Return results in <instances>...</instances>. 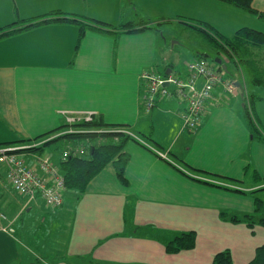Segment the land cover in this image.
Wrapping results in <instances>:
<instances>
[{
    "label": "crops",
    "instance_id": "crops-1",
    "mask_svg": "<svg viewBox=\"0 0 264 264\" xmlns=\"http://www.w3.org/2000/svg\"><path fill=\"white\" fill-rule=\"evenodd\" d=\"M252 7L264 13V0H252ZM52 16L0 39V151L43 144L73 130L63 111L96 112L108 126L77 131L127 128L147 140L125 144L126 184L110 163L78 200L66 194L69 200L57 209L41 196L28 200L19 194L0 162V214L8 227L0 230V264H211L227 249L233 264L251 262L264 244V227L244 221L255 212V197L219 183L264 187L256 183L264 181V140L253 135L245 115V102L257 96L254 111L264 129V96L249 77V62L230 73V79L242 76V89L213 91L197 131L184 127V107L174 97L145 107L143 75L175 67L186 74L178 63L166 62L161 22L177 32L208 26L213 35L233 37L242 28L258 30L264 19L222 0H0V28ZM142 22L149 25L144 30L125 29ZM81 23L87 24L82 35ZM102 23L107 32L90 28ZM202 40L205 45L188 58L206 59L221 49ZM252 56L264 58V51L256 48ZM55 150L19 156L50 181L40 161L50 157L59 171L63 155ZM237 201L241 215L237 209L228 215L230 202ZM185 232L195 234L194 247L169 250Z\"/></svg>",
    "mask_w": 264,
    "mask_h": 264
},
{
    "label": "trees",
    "instance_id": "trees-1",
    "mask_svg": "<svg viewBox=\"0 0 264 264\" xmlns=\"http://www.w3.org/2000/svg\"><path fill=\"white\" fill-rule=\"evenodd\" d=\"M228 3H232L237 7H240L249 12L257 13L260 17L264 19V13L258 12L252 7V0H222ZM55 16V13L51 14ZM46 17V16H45ZM42 17L41 19H27L21 20L13 23L12 25L0 28V39L5 37L17 34L21 31L36 27L42 23H48L51 18ZM50 17V16H49ZM58 19L59 17H55ZM62 19V18H61ZM65 19V18H63ZM59 20V19H58ZM66 20L77 21L72 18H67ZM91 20V19H90ZM168 22H161L160 25L166 24ZM81 35L85 32L87 24L81 23ZM137 25V24H136ZM141 25V26H138ZM137 26L130 25L127 31H141L147 28L149 25L144 22L139 23ZM91 29L106 31L108 30V25L102 23L90 25ZM190 28L196 30L197 32L201 30L203 38L207 40L212 47L221 48L231 62L233 60V65L236 68H239L244 60L248 61L247 68L249 69V77L252 79L253 84L264 88V58H256L252 56V53L256 48L264 51V32L252 29V28H242L240 29L233 37H223L218 34H211L210 30L212 27H195L190 26ZM98 30V31H99ZM212 31V30H211ZM228 48L234 49V52H231ZM262 53V52H260ZM243 57V58H242ZM246 64V63H245ZM250 64L253 67H250ZM255 67V68H254ZM219 70L224 72V69L219 65ZM253 71V72H252ZM230 79V78H229ZM233 79V78H231ZM257 96L252 95L248 102H245V115L247 121L253 130V135L256 138L264 140V129L261 127L260 119L255 113L254 102ZM108 125V124H107ZM106 124L101 122V120L96 117L94 121L90 123L74 124L68 125L66 127H71L73 130L70 133L58 135L52 139H48L43 144L35 145L32 147L24 148L21 150H15L14 153L18 155L22 152H39L44 149L45 146L55 143L59 140H64L63 152L65 150L71 149V152L65 158L62 156L59 165V171L64 178L65 182V191L63 194V205L65 202V195L71 196L72 200H78L81 195L85 193L90 182L99 175L107 165L114 163L119 178L122 183H127L124 178V166L127 163L129 156L124 151L125 144L129 140H134L140 143L143 140H139L135 137L128 135L123 128L120 131H108V132H82L77 131V127H104ZM79 130V129H78ZM52 134L51 132L46 134L48 136ZM42 137H45L42 136ZM148 146V145H147ZM83 148V153L81 152ZM77 150H80L77 152ZM62 152V153H63ZM77 152V153H76ZM63 155V154H62ZM20 157V156H19ZM48 157V156H47ZM21 158V157H20ZM46 158V157H44ZM50 158V157H49ZM43 159V158H42ZM41 159V160H42ZM240 191V190H239ZM258 190H253L251 193L255 195ZM67 199L70 197L67 196ZM69 197V198H68ZM62 205V206H63ZM263 208V201L255 197V212L253 214H248L245 216L244 221H247L248 224L253 227L256 223L264 227V216H261ZM259 215V216H258ZM234 222H239L240 220L235 217ZM196 236L193 232L182 233L177 239L172 243L173 245L168 248L171 251L176 252L181 249H191L195 245ZM211 264H233L232 254L229 249L219 252L215 255L213 262ZM248 264H264V244L256 250V255L254 259Z\"/></svg>",
    "mask_w": 264,
    "mask_h": 264
},
{
    "label": "built area",
    "instance_id": "built-area-1",
    "mask_svg": "<svg viewBox=\"0 0 264 264\" xmlns=\"http://www.w3.org/2000/svg\"><path fill=\"white\" fill-rule=\"evenodd\" d=\"M224 72L211 66L205 58L194 57L188 62V74L181 79L171 73L161 75L155 72H146L144 79V105L150 110L155 106L158 98H176L179 103L184 104V127L190 131H197L202 117L206 111L207 103L213 97V91L222 87L224 92L235 94L239 88L234 79L224 76ZM202 84L199 87L198 82ZM171 86H174L172 90ZM65 121L68 125L90 123L94 121L96 112L85 111H63ZM128 135L135 137L133 132L124 130ZM68 131L67 133H70ZM54 138V137H52ZM51 138V139H52ZM140 140V139H139ZM65 150L63 157H67L71 149ZM14 149L6 148L0 151V162L7 166V177L12 187L22 196L33 200L41 196L46 204L57 209L63 205V194L65 191L64 178L51 162L49 157L43 158L41 166L51 176L50 181L40 175L35 169L26 165L25 161L14 153ZM80 150H77V152ZM76 152V153H77ZM83 153V148L81 150ZM6 220L4 214H0V230H7L2 222Z\"/></svg>",
    "mask_w": 264,
    "mask_h": 264
},
{
    "label": "rangeland",
    "instance_id": "rangeland-1",
    "mask_svg": "<svg viewBox=\"0 0 264 264\" xmlns=\"http://www.w3.org/2000/svg\"><path fill=\"white\" fill-rule=\"evenodd\" d=\"M162 27H164L163 31L165 32V36H166V38L168 40L166 42V44H165V49H164L165 50V54L168 55V57H169V59L166 62L174 61V62L178 63V65L182 66V70L188 74V62H189V60L192 59L191 58L192 56L189 57V58H188V56L190 54L193 55L194 52H199V49L202 48V44L205 45V42H203V40H202L203 36L201 34L199 35L198 32L196 30H194V29H187V28L182 29V28H180L179 32H177L178 30L176 28L167 27V26H165V24ZM255 27H258L257 28L258 30L263 29L264 28V20H262ZM211 53L207 54L208 55V57L206 58L207 61L211 64L212 67L218 69L219 64H217L214 60L216 58H220L221 60H223L225 62L224 64H228V66H229V72L224 70V73H225L224 76L226 75L227 78H230V73L231 72L233 74L235 73V68H234L233 63L230 62L231 61L230 58H228L226 53L223 50H221V49H219V52L216 51V52H211ZM216 53H218V54H216ZM178 68L179 67H175L173 69V71H172V74L174 76H176V77L180 76L181 79L184 80V78H182V77H184L186 74L185 75L180 74V71H179ZM165 70L161 69V72L159 74L165 75ZM235 76L236 77H233L235 81L242 82L241 79H240V78H242L241 75L236 74ZM200 86L201 85H199V87ZM173 88L175 89L174 86L170 87L171 90ZM258 92L261 93L264 96V88L263 87L261 89H257V93ZM244 93H245V91H244ZM181 105L183 107H185L184 104H181ZM104 127H108V126H104ZM79 128H81V127H77L76 130H78ZM84 129H96V128L95 127H88V128L84 127ZM136 131L138 132V130H136ZM83 132H85V131H83ZM138 133H139L138 135L141 137V138L139 137V139H141V140L145 139V137L143 136L144 134L142 135L141 132H138ZM145 140H147V139H145ZM63 145H64V140H59V141H57L55 143H52V144H49V145L45 146L44 149H46V151H48V149L50 147L52 149H53V147H57V150H55V151H60L61 150V155H62ZM219 183H225L227 185H235L236 187L244 189L245 191H247L245 194H247V196L249 198H252V199L254 197L260 198L263 201V208H262V212L260 214H261V216H264V187L263 186L259 187L258 189H255V191L258 190V192H256L255 195H252L251 193L253 192V190H248L249 188L247 186H249V185H251L253 183L255 184V182L246 181L245 183L241 182V184H239L240 182H238L239 185H237V182H236V184H234L235 182H219ZM256 183L264 185V181H260V182H256ZM67 200H69V199H67V197L65 195V204L67 203ZM230 204L232 205V209H228L226 211L227 214L230 215V216L234 215V214H237L235 212V209H237V210H239V215H241L240 210L242 209V205H240L238 203V201L237 202H230Z\"/></svg>",
    "mask_w": 264,
    "mask_h": 264
},
{
    "label": "water",
    "instance_id": "water-1",
    "mask_svg": "<svg viewBox=\"0 0 264 264\" xmlns=\"http://www.w3.org/2000/svg\"><path fill=\"white\" fill-rule=\"evenodd\" d=\"M208 57V56H207ZM217 64H219V65H223V62H222V60L220 59V58H216L215 60H214ZM223 69H227V66H225V65H223ZM169 73H171V69H169L168 71H167V74H169ZM236 85L240 88V89H242L243 88V85H242V83L240 82V81H236Z\"/></svg>",
    "mask_w": 264,
    "mask_h": 264
}]
</instances>
